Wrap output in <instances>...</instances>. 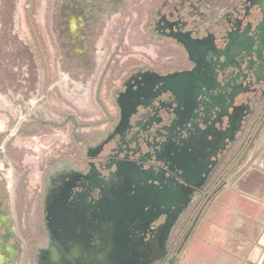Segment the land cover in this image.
Instances as JSON below:
<instances>
[{
  "label": "flooded vegetation",
  "instance_id": "af4514ba",
  "mask_svg": "<svg viewBox=\"0 0 264 264\" xmlns=\"http://www.w3.org/2000/svg\"><path fill=\"white\" fill-rule=\"evenodd\" d=\"M55 2L61 79L88 92L83 80L97 78L92 110L102 118L93 122L92 137L73 132L66 152L49 153L34 170L25 166L16 174L18 190L3 151L31 114H20L1 139L0 264H48L68 222L95 237L86 219L118 191L137 210L113 237L124 241L118 262L133 244L147 243L139 264H165L262 120L264 0ZM3 23L0 10V30ZM106 36L110 42L102 40ZM68 121L76 129L87 126L70 114L61 125ZM22 158L14 162L24 165ZM176 190L185 199L170 198ZM165 221L173 224L169 238L161 232ZM92 223L99 226L98 218ZM99 237L95 254H109Z\"/></svg>",
  "mask_w": 264,
  "mask_h": 264
},
{
  "label": "rangeland",
  "instance_id": "374dc122",
  "mask_svg": "<svg viewBox=\"0 0 264 264\" xmlns=\"http://www.w3.org/2000/svg\"><path fill=\"white\" fill-rule=\"evenodd\" d=\"M55 3V0H0L4 18L0 30V143L19 116L31 114L3 151V159L14 171L17 190L21 183L18 185L16 174L24 171L25 166L34 170L49 153L66 152L75 141L73 132L84 138L92 137L98 129L94 123L102 118L100 112L92 110V103L96 104L91 98L97 78L83 80L82 88H89L88 92H80L70 81L61 79L60 72L64 71L59 70L60 43L54 29L58 23L52 15ZM102 40L110 42L107 36ZM72 61L70 56V64ZM42 95L45 97L39 101ZM69 114L75 122L87 126L76 129L73 121L61 125ZM35 117H46L52 124H39ZM22 154L25 164L15 163ZM32 170L28 169L31 174ZM179 234L176 230L175 239Z\"/></svg>",
  "mask_w": 264,
  "mask_h": 264
},
{
  "label": "crops",
  "instance_id": "0c3cea01",
  "mask_svg": "<svg viewBox=\"0 0 264 264\" xmlns=\"http://www.w3.org/2000/svg\"><path fill=\"white\" fill-rule=\"evenodd\" d=\"M178 241L175 264H264V114Z\"/></svg>",
  "mask_w": 264,
  "mask_h": 264
},
{
  "label": "water",
  "instance_id": "95a60500",
  "mask_svg": "<svg viewBox=\"0 0 264 264\" xmlns=\"http://www.w3.org/2000/svg\"><path fill=\"white\" fill-rule=\"evenodd\" d=\"M146 195H151L150 192L146 191ZM185 193L182 190H176L173 194L170 195V198L173 199H185ZM131 198V197H130ZM164 198V197H163ZM169 198L165 197V200ZM129 198L121 191H118L116 194H113L112 199H105L98 204V211H92V219L98 218L99 226H95L92 223V219L87 220L84 227H88L91 231L95 232V237L87 235L82 236L84 233V228L81 223H76L73 228L72 224L68 222L64 224V230L67 235L64 241L59 240L57 243V248L52 247L54 250L51 253V256L46 260L48 264H139L137 258L141 250L148 249L150 245L147 243H139L137 245L133 244V252L131 255L123 258L119 256V262L117 257V248H123V242L120 237H117L115 240L113 237L116 234H122L124 232V227L128 225L129 213H136L134 205L127 204ZM133 202L132 200H130ZM131 211V212H130ZM173 225V224H172ZM171 223L165 221L161 226V232L166 235V238H169L170 231L172 229ZM99 228V229H98ZM73 233L79 234V238L75 239L72 237ZM102 235L106 238L107 246L106 248L111 250L109 254H95L96 244L102 242V238L99 236ZM97 238V239H96ZM120 240V245L117 241ZM117 244H116V243ZM51 245V244H50ZM129 246V244H127ZM51 248V249H52ZM160 248L161 245H160ZM56 249V250H55ZM113 249H116V251ZM180 251V248L167 260L166 264H175L177 255ZM120 252V250L118 251ZM166 256V251H162L159 260L164 259Z\"/></svg>",
  "mask_w": 264,
  "mask_h": 264
},
{
  "label": "built area",
  "instance_id": "2783aa9c",
  "mask_svg": "<svg viewBox=\"0 0 264 264\" xmlns=\"http://www.w3.org/2000/svg\"><path fill=\"white\" fill-rule=\"evenodd\" d=\"M167 259H169V257H168ZM165 264H166V263H165Z\"/></svg>",
  "mask_w": 264,
  "mask_h": 264
}]
</instances>
